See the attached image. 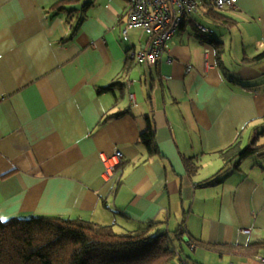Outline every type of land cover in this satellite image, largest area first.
Returning <instances> with one entry per match:
<instances>
[{
  "label": "crops",
  "instance_id": "1",
  "mask_svg": "<svg viewBox=\"0 0 264 264\" xmlns=\"http://www.w3.org/2000/svg\"><path fill=\"white\" fill-rule=\"evenodd\" d=\"M127 5L0 0V218L183 226L198 243L185 241L173 264H263L206 244L264 239V151L237 167L219 154L258 133L264 143V59L252 61L264 50V0L222 9L231 25L200 9L213 33L187 22L154 65L127 58L146 42L138 28L123 38ZM149 119L155 152L140 142ZM116 150L119 174L105 181L102 157Z\"/></svg>",
  "mask_w": 264,
  "mask_h": 264
},
{
  "label": "trees",
  "instance_id": "2",
  "mask_svg": "<svg viewBox=\"0 0 264 264\" xmlns=\"http://www.w3.org/2000/svg\"><path fill=\"white\" fill-rule=\"evenodd\" d=\"M200 9L217 25L235 23L216 6L214 0H202ZM210 43L221 62L223 43L214 37L210 39ZM263 59L264 50L252 57V61ZM112 88L109 86L101 90ZM262 134H256L244 147L238 140L228 148L219 150L224 165L237 167L241 160L264 151V143L258 144ZM140 142L150 152L157 149L155 130L150 119L149 128L141 135ZM190 164L187 161L189 169ZM158 224L152 222L137 231L118 232L111 225L81 218H0V264H173L180 258L185 241L194 245L198 243L192 236H188L189 240L185 238L188 232L183 226L174 232H155ZM206 247L221 254L264 255V239L245 247L227 244H206Z\"/></svg>",
  "mask_w": 264,
  "mask_h": 264
},
{
  "label": "built area",
  "instance_id": "3",
  "mask_svg": "<svg viewBox=\"0 0 264 264\" xmlns=\"http://www.w3.org/2000/svg\"><path fill=\"white\" fill-rule=\"evenodd\" d=\"M237 1L215 0V4L219 9L233 8ZM127 2L123 38L128 39L130 30L134 28L141 29L146 35V42L139 49L128 50L129 60L148 65L159 64L167 50L168 42L187 22L194 23L202 33L213 32L194 18L200 10L202 0H127ZM102 161L104 166L102 177L105 181H110L119 174L118 166L123 161V154L116 150L111 156L104 155ZM260 260L264 264V257H260Z\"/></svg>",
  "mask_w": 264,
  "mask_h": 264
},
{
  "label": "rangeland",
  "instance_id": "4",
  "mask_svg": "<svg viewBox=\"0 0 264 264\" xmlns=\"http://www.w3.org/2000/svg\"><path fill=\"white\" fill-rule=\"evenodd\" d=\"M194 18H195L196 20L200 21V22H203V23L207 24V23L205 22V20H204L203 18H201V13H198L197 15H195Z\"/></svg>",
  "mask_w": 264,
  "mask_h": 264
}]
</instances>
